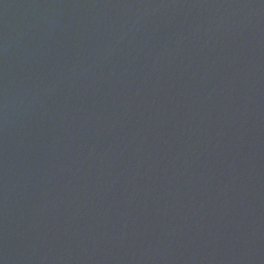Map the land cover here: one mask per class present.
Masks as SVG:
<instances>
[{"label":"water","instance_id":"obj_1","mask_svg":"<svg viewBox=\"0 0 264 264\" xmlns=\"http://www.w3.org/2000/svg\"><path fill=\"white\" fill-rule=\"evenodd\" d=\"M0 264H264V0H0Z\"/></svg>","mask_w":264,"mask_h":264}]
</instances>
